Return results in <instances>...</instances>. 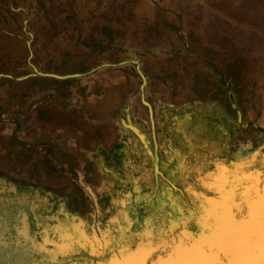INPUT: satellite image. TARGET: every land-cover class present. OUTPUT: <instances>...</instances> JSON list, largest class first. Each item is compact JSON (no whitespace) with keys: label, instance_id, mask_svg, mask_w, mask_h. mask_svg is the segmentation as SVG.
Masks as SVG:
<instances>
[{"label":"rangeland","instance_id":"rangeland-1","mask_svg":"<svg viewBox=\"0 0 264 264\" xmlns=\"http://www.w3.org/2000/svg\"><path fill=\"white\" fill-rule=\"evenodd\" d=\"M178 1L185 6L0 0V264L40 260L11 238L16 219L26 213L40 243L38 218L60 219L78 207L80 175L89 185L92 159L116 184L122 177L104 161L149 171L143 204L155 216L161 185L177 205L202 154H225L255 129L246 111L256 87L243 70L253 51L230 46L242 39L211 32L207 22L204 38L196 30L202 11L244 41H264V25L256 30L205 0ZM97 201L103 214L109 202Z\"/></svg>","mask_w":264,"mask_h":264},{"label":"bare ground","instance_id":"bare-ground-1","mask_svg":"<svg viewBox=\"0 0 264 264\" xmlns=\"http://www.w3.org/2000/svg\"><path fill=\"white\" fill-rule=\"evenodd\" d=\"M205 1L222 13H239L242 21L247 22V18L259 24L251 25L256 30L264 25V0ZM207 15L202 11L196 30L200 38L206 35L202 26L207 22L211 32H227L231 40L242 39L230 41V46L253 51L243 70L256 87L253 105L246 111L255 129L225 154H202V166L183 184L185 200L177 201V205L161 185L162 194L152 207L155 216L143 204V189L151 179L149 171L137 165L115 170L112 162L104 161L122 177L124 183L116 184L92 159L90 184L82 182L80 175L78 207L60 219L38 218L40 243L28 228L27 214L21 213L16 219L11 238L21 246L25 243L40 257L31 264H264V41H244V36L226 22L215 26L208 23L218 17ZM106 104L101 102L100 106ZM80 193L88 201L82 200ZM97 197L109 202L103 214ZM51 223L54 229L50 233L47 226Z\"/></svg>","mask_w":264,"mask_h":264},{"label":"crops","instance_id":"crops-1","mask_svg":"<svg viewBox=\"0 0 264 264\" xmlns=\"http://www.w3.org/2000/svg\"><path fill=\"white\" fill-rule=\"evenodd\" d=\"M67 76V75H66ZM63 77H65L64 75H63Z\"/></svg>","mask_w":264,"mask_h":264}]
</instances>
